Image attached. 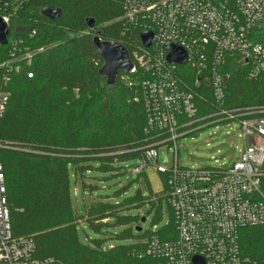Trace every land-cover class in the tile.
Masks as SVG:
<instances>
[{"label":"trees","instance_id":"16d2710c","mask_svg":"<svg viewBox=\"0 0 264 264\" xmlns=\"http://www.w3.org/2000/svg\"><path fill=\"white\" fill-rule=\"evenodd\" d=\"M123 2L29 0L12 15L9 42L0 46V64L10 59L12 40H22V46L33 53L27 72L8 74L0 69V93L11 95L0 119V164L6 176L13 237L30 238L35 244L33 259L43 264L152 261L145 256L152 230L143 232L139 217L120 215L142 204L141 194L121 204L92 202L80 215L71 190V173L82 178L84 187L88 185L85 175L95 169L118 176L119 164L140 160L150 144L145 106L135 100L139 91L120 79L111 86L102 77L104 62L93 41L96 34L86 23L88 18L95 19L103 40L121 43L131 52L140 38L122 36ZM46 8L61 15L53 20L42 12ZM255 39L264 43L262 35ZM179 69L183 83L193 86L196 73L188 66ZM224 71L230 73L225 81V108L264 105V76L250 79L244 64ZM197 93V117L216 111L210 86L198 88ZM160 174L165 190L151 202L158 207L167 203L169 222L158 228V235L169 242L177 239L178 231L174 209L164 196L169 173ZM112 218L117 226L137 224L136 230L142 229L136 234L130 227L116 235L133 243L105 249L104 239L91 244L81 240V222L102 232ZM154 220H159V210ZM240 250L245 264H264V225L240 231Z\"/></svg>","mask_w":264,"mask_h":264},{"label":"built area","instance_id":"2783aa9c","mask_svg":"<svg viewBox=\"0 0 264 264\" xmlns=\"http://www.w3.org/2000/svg\"><path fill=\"white\" fill-rule=\"evenodd\" d=\"M29 0H0V15L10 25L12 15ZM122 36H138L131 47L133 69L120 81L139 91L147 112L149 142L134 174L149 167L169 173L164 194L173 207L178 231L174 241H162L156 230L148 240L146 264H245L240 231L264 225V105L225 108V81L236 60L248 66V77L264 76V0H124ZM151 32L150 47L141 40ZM22 40H12L10 59L0 69L24 73L33 53ZM170 46L183 48L188 63H170ZM196 73L193 86L183 83L179 67ZM229 71V70H228ZM27 76L32 77L28 72ZM208 85L216 111L197 117L198 88ZM0 93V119L10 100ZM240 125L243 147L239 158L221 167L189 169L180 164L178 140L218 122ZM164 151L166 158L162 157ZM173 165L163 166L160 160ZM30 238H14L7 203L6 176L0 164V261L7 264H43L33 259ZM198 260L199 263H196Z\"/></svg>","mask_w":264,"mask_h":264},{"label":"rangeland","instance_id":"374dc122","mask_svg":"<svg viewBox=\"0 0 264 264\" xmlns=\"http://www.w3.org/2000/svg\"><path fill=\"white\" fill-rule=\"evenodd\" d=\"M240 62L242 60H236V67L240 66ZM240 133L238 123L225 121L207 125L184 138H180L178 140L180 164L189 169L221 167L232 164L239 158L240 150L243 147ZM170 157V164H167L163 159L160 160V164L172 166L173 151H170ZM139 164V160L119 164L118 167L122 168V171L118 176H114L110 172L92 170L83 179L88 184L86 187L83 186L80 176L76 179L75 175L71 173V190L75 211L82 215L92 202L105 201L121 204L137 194H141L144 198L142 204L133 209H125L120 215L139 217L143 232L154 231L156 226L162 228L169 222L167 203L163 202L158 207L151 202L155 195L161 194L165 190L162 175L156 167L152 166L146 170L145 175L138 176L132 170ZM89 185H94V187ZM158 210L159 220L155 221L154 218ZM115 223V219L112 218L110 219V226L104 227L102 232H96L83 221L78 226L80 238L87 244H91L90 241L94 239H104L103 245L107 249L110 246L133 243V240L116 239V235L130 227L134 228L136 234L140 233L136 230L137 224L117 226Z\"/></svg>","mask_w":264,"mask_h":264},{"label":"water","instance_id":"95a60500","mask_svg":"<svg viewBox=\"0 0 264 264\" xmlns=\"http://www.w3.org/2000/svg\"><path fill=\"white\" fill-rule=\"evenodd\" d=\"M42 12L53 20L61 15V12L58 10L50 8L43 9ZM86 23L90 30L95 31L96 35L93 41L104 62L100 73L109 85H115L121 73L130 74L133 69L134 64L130 51L121 43L103 40L101 38V32L96 30L97 24L95 19L88 18ZM10 34L11 26L0 15V46H6L8 44ZM152 37L151 32H143L141 34V40L145 47L151 46ZM168 48L171 50L168 55V61L170 63H177L179 65H186L188 63V55L183 48L176 46H170ZM161 154L164 159H167L164 151ZM141 230V228H138L139 232ZM196 263H199L198 260H196Z\"/></svg>","mask_w":264,"mask_h":264}]
</instances>
